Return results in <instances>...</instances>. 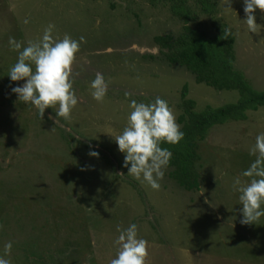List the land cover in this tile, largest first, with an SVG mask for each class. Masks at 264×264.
Listing matches in <instances>:
<instances>
[{
  "label": "rangeland",
  "instance_id": "374dc122",
  "mask_svg": "<svg viewBox=\"0 0 264 264\" xmlns=\"http://www.w3.org/2000/svg\"><path fill=\"white\" fill-rule=\"evenodd\" d=\"M212 1L210 15L200 0H0V255L11 242L10 264H108L118 228L131 223L148 241L147 264H186L181 249L189 250L191 264H264V218L242 225L233 190L235 178L249 180L240 174L255 159L249 148L264 132V107L213 126L197 143L201 191L180 186L170 165L159 190L127 175L123 154L104 134L107 127L123 130L133 99L166 100L180 128L184 87L198 112L241 99L237 90L197 83L155 43L184 31L173 2L190 7L187 26L206 37L234 34L233 68L249 88L264 92V10L253 13L260 28L248 32L243 0H231L227 14L221 0ZM48 24L56 37H84L73 65L79 103L59 124L54 109L41 117L19 102L11 88L23 81L7 76L19 51L9 37L23 47ZM97 72L109 83L102 102L90 94ZM90 146L98 157L89 155Z\"/></svg>",
  "mask_w": 264,
  "mask_h": 264
},
{
  "label": "clouds",
  "instance_id": "9594fccd",
  "mask_svg": "<svg viewBox=\"0 0 264 264\" xmlns=\"http://www.w3.org/2000/svg\"><path fill=\"white\" fill-rule=\"evenodd\" d=\"M223 11L227 14L233 10L231 0H221ZM245 20L241 23L248 32H256L260 26L253 15L256 9L264 10V0H243ZM225 5H229L226 7ZM27 23V21H25ZM55 25L48 24L42 35L35 41L21 43L9 37L8 44L18 51L16 62L9 68L8 77L12 82L23 81L11 88L18 101L30 104L43 117L47 108L54 109V123L60 118L69 119L79 100L73 87V65L84 42L65 34L63 38L54 35ZM109 83L102 73L97 72L89 83L91 97L102 102L107 95ZM128 95L127 93L125 94ZM130 112L122 131L117 132L107 127L104 134L110 136L123 154L122 166L127 175L153 190H159V181L164 178L165 170L172 159V152L163 144L176 145L184 138L180 125L176 122L174 109L168 102L156 97L154 102L129 101ZM52 119V116L49 117ZM89 155L98 157L99 153L91 149ZM249 155L255 159L240 174L249 178L242 183L239 177L233 181V190L242 205V225L256 224L264 218V132L255 137V143L249 148ZM123 175V174H121ZM119 235L114 243L118 245L114 258L108 264H147L148 241L138 235V226L129 224L118 228ZM4 254L0 255V264H10L6 257L10 254L12 243L3 245ZM186 257V264H191L189 250L181 249Z\"/></svg>",
  "mask_w": 264,
  "mask_h": 264
},
{
  "label": "trees",
  "instance_id": "16d2710c",
  "mask_svg": "<svg viewBox=\"0 0 264 264\" xmlns=\"http://www.w3.org/2000/svg\"><path fill=\"white\" fill-rule=\"evenodd\" d=\"M212 0H200L202 12L212 14L214 5ZM173 15L185 23L184 31L178 38L172 35L158 36L155 43L160 49L167 50L166 57L172 64H179L190 71L197 83L205 84L215 90H237L241 99L237 103H229L218 108H206L195 111L196 103L186 99L187 88L184 87L181 105L183 109L179 122L184 138L176 145L163 144L172 152L169 163L174 168L171 175L180 186L187 191L200 189V176L194 169L199 159L197 143L203 141L210 128L227 121H243L248 110L256 111L264 107V92H256L243 81L244 77L233 68L234 34L226 31L211 38L197 29L187 26L192 20V10L186 4L173 2Z\"/></svg>",
  "mask_w": 264,
  "mask_h": 264
},
{
  "label": "crops",
  "instance_id": "0c3cea01",
  "mask_svg": "<svg viewBox=\"0 0 264 264\" xmlns=\"http://www.w3.org/2000/svg\"><path fill=\"white\" fill-rule=\"evenodd\" d=\"M235 45V44H234ZM257 83H258V80H257ZM249 111H252V110H249ZM257 111V110H256ZM204 184V180H203V182H202V184H201V186ZM186 190V189H185ZM187 191V190H186ZM199 191H201V187H200V189H199Z\"/></svg>",
  "mask_w": 264,
  "mask_h": 264
}]
</instances>
